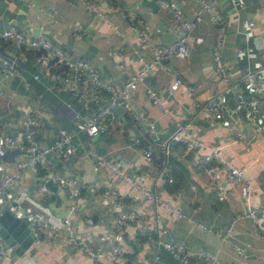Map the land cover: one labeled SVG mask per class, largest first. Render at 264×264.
<instances>
[{
  "label": "crops",
  "instance_id": "0c3cea01",
  "mask_svg": "<svg viewBox=\"0 0 264 264\" xmlns=\"http://www.w3.org/2000/svg\"><path fill=\"white\" fill-rule=\"evenodd\" d=\"M158 1L156 7H151L143 0H0V29L13 27L32 36H43L66 54L86 59L103 81L120 87L139 69V58L151 56V46L168 44L182 33L171 22L172 11L159 6ZM200 2L187 0L178 4L189 19ZM215 2L214 10L204 13L191 32L190 56L183 61L169 59L168 69L154 68L137 85L131 107H115L114 123L109 125L103 120L102 129L93 136L77 131L76 123L90 118L105 105V93L98 104L85 107L66 85L44 76L33 79L39 67L32 54L27 60L18 61V75L0 81V122L7 133L21 135L25 113L38 118L32 131L40 145L53 142L58 128L75 132L74 153L55 156L53 163L47 159L43 162L64 177L78 179L81 199L75 212L69 213L72 200L63 189L52 187L50 194L38 193L39 183L29 168L20 172L13 187L14 201H21L25 210L46 217L54 225L69 216L77 235H89L106 251L115 245L121 247L123 259L101 258L100 264H181L157 242L158 230H164L162 240H182L189 250L217 247V257L222 262L264 264V235H255L256 223L252 219L243 217L236 221L231 243L197 224L224 229L248 206L260 207L264 203V103L257 112L246 111L237 104L232 90L213 72L208 52L217 39V27L211 19L216 14L225 27L221 53L230 78L245 98L255 97L242 76L247 69L259 70L257 77L264 85V0H243L241 5L232 0ZM49 8L56 11L55 21L43 11ZM94 9L104 11L110 22L96 16ZM75 22L80 25V33L75 30ZM139 30L149 32L146 46L140 43ZM176 75L193 87L191 97L181 89H169ZM147 88L157 93L161 103L149 97ZM215 93H221L223 103L216 113L207 105ZM176 122L187 123V134L202 140L204 147L194 152L186 150L180 140L169 142ZM150 123L154 124L153 133L149 131ZM235 131L241 136L232 135ZM206 145L218 148L242 168L250 181L248 192L242 184L228 183L223 175L218 181L209 182V164L201 160L208 151ZM65 148L70 150L67 145ZM89 151L104 154L129 173H141L142 184L184 216L154 205L137 189L97 165ZM21 156V152L12 149L5 169L12 172ZM220 189L226 191L222 199L217 195ZM111 192L117 194V204L108 199ZM24 193L29 197L22 201ZM6 209L17 214L5 205H1L0 213ZM119 210H133L136 218L116 232L114 217ZM88 217L92 222L86 221ZM235 246L243 247V254ZM18 256L14 264H23L24 260L29 264H94V259L78 247L36 240ZM0 264L9 263L0 259Z\"/></svg>",
  "mask_w": 264,
  "mask_h": 264
},
{
  "label": "built area",
  "instance_id": "2783aa9c",
  "mask_svg": "<svg viewBox=\"0 0 264 264\" xmlns=\"http://www.w3.org/2000/svg\"><path fill=\"white\" fill-rule=\"evenodd\" d=\"M187 0H159L158 4L161 7L172 11L171 22L173 25L180 28L181 35L177 39L168 44H156L151 46V56L147 59L140 57L139 69L131 74L122 86L117 87L111 83L103 81L99 72L82 57H72L66 54L60 47L52 44L43 36H32L22 32L16 28L8 27L0 29V81L8 78H13L18 75V61H25L31 54L39 70L33 73V79H38L41 76L49 80L67 85L70 92L76 96L78 101L84 106L89 104H98L101 100L102 93H105L107 100L105 105L99 107V110L88 119H83L76 123L77 131H84L90 136L98 133L103 127V120L109 125L114 123L113 109L115 107L130 108L131 97L134 94L136 87L140 84L145 76L154 68L160 66L163 69H168V60L175 59L183 61L191 54V45L188 43L191 32L196 24L202 19L204 13L214 10L215 0H201L200 5L194 11L192 18H185L182 9L178 2ZM234 4L241 5L243 0H232ZM86 6L91 8L86 1ZM48 13L51 21L56 20V11L52 8L43 10ZM94 13L101 19L110 22L108 15L101 10L94 9ZM212 21L217 27V39L215 44L209 47V56L212 62L213 72L229 89L233 92V98L237 104L244 107L246 111L257 112L260 105L264 103V85L257 77L259 70L247 69L242 80L245 85L250 86L255 97L245 98L238 91V86L230 78L228 67L224 63L221 53V46L225 36V27L216 14L211 16ZM75 30L81 32L80 25L74 23ZM159 31V29H156ZM149 32L147 30H139L138 37L143 46L147 45ZM39 51V52H38ZM87 85L90 88H86ZM169 89L174 91L181 89L188 96L193 95V87L188 85L182 77L176 75L169 84ZM150 98L161 103L160 97L152 89H146ZM221 93H215L207 102L208 107L214 112H218L223 106ZM167 111V109H164ZM38 123V118L31 114L25 113L21 123V135L14 137L5 131L4 123L0 122V207L5 205L8 209L16 211L17 216L26 221L29 230L34 235V240L38 242L56 243L59 246L78 247L84 251L89 257L94 259V264H100L101 258L115 260L123 259L122 249L115 245L111 250L106 251L95 242L89 235H77L72 226V221L69 216L61 218L60 224H51L46 217L36 214L32 211L25 210L21 205V201H14L13 187L20 179V172L24 169H31L34 173L39 185L38 193L50 194L52 189H63L67 197L72 202L68 206L69 213L75 212L80 204L81 187L78 179L75 177H64L60 171L51 170L43 162L46 160L47 153L54 156H65L68 153H74V145L72 138L75 132L67 131L62 128L57 129L56 139L45 145H40L34 138L32 127ZM187 123L176 122L175 129L170 135L169 142L180 140L183 142L186 150L197 151L204 147L202 140L190 136L186 132ZM149 131L154 132V124H149ZM236 137H240L241 133L235 131L232 133ZM69 146L67 150L65 146ZM208 151L203 155L201 160L207 162L209 166L206 169L209 182H215L223 175L228 183L232 185H244L245 190H250V181L245 176L242 168L234 165L231 160L222 155L218 148H213L209 145L205 146ZM17 149L22 153V156L15 161V167L12 172L5 169V160L12 149ZM88 155L93 161L110 173L116 175L124 181L128 187L135 188L147 200L158 207L166 208L169 211L175 212L178 217L184 216L179 209L172 207L171 203L161 198L155 192L148 190L143 184V175L141 173H129L124 168L108 159L104 154L89 151ZM53 187V188H52ZM116 193L108 194V199L117 204ZM220 199L226 196V191L220 189L217 192ZM28 193H24L21 200H27ZM248 217L256 223L255 235L263 237L264 235V203L260 207L248 206L246 210L236 214L226 225L224 229H216L206 226L202 222H197L199 226L208 231L221 236L222 239L231 243L234 226L238 219ZM136 213L133 210H119L114 217V229L120 232L131 220H135ZM87 222H92L91 218L86 219ZM164 230H158L157 242L161 247L169 250L173 256L181 264H186L196 261H204L207 264H229L218 260L217 254L219 249L214 250H189L182 240L169 241L162 240L160 237ZM236 250L243 254L244 248L235 246ZM14 247L9 245L3 236L0 234V259L14 264L18 258ZM23 264H29L24 260Z\"/></svg>",
  "mask_w": 264,
  "mask_h": 264
},
{
  "label": "water",
  "instance_id": "95a60500",
  "mask_svg": "<svg viewBox=\"0 0 264 264\" xmlns=\"http://www.w3.org/2000/svg\"><path fill=\"white\" fill-rule=\"evenodd\" d=\"M143 3L151 7L157 6L156 0H143ZM45 158L52 163L57 160L49 153L45 155ZM0 234L9 245L14 247L18 255H22L34 241V235L29 230L26 221L13 215L7 209L0 213Z\"/></svg>",
  "mask_w": 264,
  "mask_h": 264
},
{
  "label": "trees",
  "instance_id": "16d2710c",
  "mask_svg": "<svg viewBox=\"0 0 264 264\" xmlns=\"http://www.w3.org/2000/svg\"><path fill=\"white\" fill-rule=\"evenodd\" d=\"M39 52V51H38Z\"/></svg>",
  "mask_w": 264,
  "mask_h": 264
}]
</instances>
